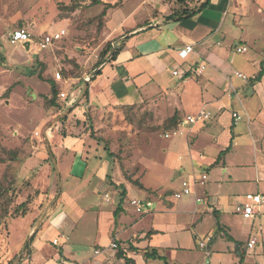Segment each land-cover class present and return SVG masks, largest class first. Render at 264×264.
Segmentation results:
<instances>
[{"label":"rangeland","instance_id":"1","mask_svg":"<svg viewBox=\"0 0 264 264\" xmlns=\"http://www.w3.org/2000/svg\"><path fill=\"white\" fill-rule=\"evenodd\" d=\"M102 1L110 3L118 1V7L107 10L104 22L99 23L95 16L102 8L101 4H83L81 8L72 12L69 8L72 5L70 0H0V157L3 159L0 161V184L3 187V194L0 198V264H12L18 255L17 264L21 258L29 257L32 244L27 246V243L33 236L35 238L38 229L42 227L43 222L53 209L52 207L58 205L55 203L60 186L65 192L66 189L72 191L77 185L76 180L65 178L64 171H62L59 183L57 172L54 173L55 166L52 161L54 157L51 155L38 164L33 162L28 164L25 170L22 169L27 160L34 157V153L41 146L45 151L47 150L43 131L49 130L50 127L56 128L61 118H67L69 113L59 118L68 108L59 96L60 109L44 105V100L40 95L49 90L48 82L45 79L54 78V73L58 71L63 76L62 80L56 82L60 87L59 92L68 93L72 89L78 88L76 93L79 96L82 92L84 78L93 74L99 66L96 64L98 61L101 64L105 61V58L99 57V52L104 43L112 38L111 32L105 30L106 22L111 28L110 22L111 26L117 25L120 19L130 11L133 17L127 22H133L142 17H146V21L151 17L165 18L174 11L195 9L201 0ZM139 3V11L136 12ZM228 9L227 15H224L225 23L229 21L231 13L237 10L238 15L239 12L241 13L240 18L235 20L239 25L233 26L234 33L230 34L232 37L226 36L219 39L221 42L217 47L222 50L223 56L228 53L227 61L231 63L232 68L231 83L234 86L240 82L249 84L248 78L256 71L255 59L264 57V12L256 13L254 2L241 3V0H231ZM110 15L112 18L109 20ZM17 27L24 28L33 36L28 51L19 42L11 45L7 41L8 33ZM99 28L101 30H98ZM223 29L225 30V28ZM60 30H64L60 40L53 42L46 49L37 47V37L41 34L53 35L54 32ZM243 38L246 39L248 52L245 54L236 53L235 48ZM235 71L242 72L247 76L246 80L236 77ZM74 79H78V81L72 82ZM241 97L249 105L250 96L242 94ZM222 98L227 101L226 95H223ZM207 99L204 97L203 100L207 101ZM234 100L235 97L232 93L230 100L225 102L227 105L226 113L223 115L224 119L213 115V107L205 108L215 123V129L221 133L223 138L228 130V126L225 124L228 113L237 110L243 115L235 126L237 132L235 144L227 150L224 158L212 164L217 151L225 147L224 142L220 139L212 141L210 137L206 142L201 140L192 147L196 152L195 159L198 160L195 163L200 166V168L197 167L196 173L205 172L208 179L204 185L195 187L200 195L203 194L204 189L207 190L209 193L208 203H197L200 209L208 210L212 208V205L220 207L222 204L221 210L225 221L230 224V228L223 226L224 229L216 232V246L226 251V254L222 255V264H231L233 260L230 254H234V252L229 254L227 248L234 247V244L237 243L235 241L238 240L240 244L242 243L240 249L244 250L249 235L254 236L257 240L254 247L256 253L253 254L250 251L246 255L248 257L255 255L260 262L264 254V238L261 237L259 230V224L264 222V203L261 204V211L254 219L243 218L233 212L235 205L243 201L245 193L257 192L258 186L264 188V134H262L263 136L260 134L257 141L254 140L255 133H249L244 111ZM47 109H50L51 114L55 116L48 119L46 123H42L41 119ZM249 112L250 110H248ZM154 113L152 110L135 105L131 109L118 107L114 114L110 112L107 116H100L98 119L100 125L95 130L91 126V118L86 119L88 127L85 129H91V137L100 140L112 153L107 157L109 169L111 167L109 172L115 170L116 173L113 179L120 181L125 179V176H130L132 179L143 181L153 188L151 200L154 202V206L159 200L156 195H161L163 202L158 204L157 214L154 217L151 214L145 215V218L134 226V230L139 227L147 228L151 220H153V224L159 225V228L162 227L161 229L167 232H169L168 225L172 223H177L173 226L188 224V228L180 227L175 232L169 233L172 236L175 235L177 242L182 246L179 250H183L174 255L171 254V257L177 259L178 262L217 264L218 261L215 260V257L205 255L207 247L201 249L198 242L204 240V236L211 235L217 230V222L221 216L218 217L202 210L197 214L187 213L193 206L192 194L178 199L173 197L174 191L172 190L177 189V185L180 186L183 179H178L177 170L172 169L169 163L174 153L177 154L181 149L179 142H182L184 136L178 132L170 138L164 139V135L171 132L173 128H164L162 123H159V119L164 116L165 112L161 113L162 115ZM88 116L90 115L88 114ZM259 120L262 121L264 128V111H261ZM10 150H13L14 153L8 152ZM168 152H171L172 156ZM198 154L202 156L201 160L197 159ZM43 164L49 165V178H52L53 183H47L48 174L40 169ZM55 182L58 183L57 187L53 186ZM130 184L132 186L127 197L132 195L141 198L147 197L148 193L145 190ZM107 186L109 199L112 202H103L99 194L96 197L85 194V198L81 199L82 197L74 191L71 196L75 198L79 206L86 207L87 204L95 200V203L104 205L105 209L116 207L122 197L125 207L128 211L130 210L129 213H132L129 200L126 196H121V190L118 194L113 186ZM154 189H158L160 194ZM167 199V203H164ZM22 201H26L25 215L27 216L10 214L14 207ZM65 208L68 210L67 207L63 209ZM128 217L129 215H127ZM34 229V234L28 239ZM21 232L23 233L19 239ZM96 232L94 213L87 210L76 217L69 215L58 230V234L64 238H60L57 244L45 241L43 251L45 261L42 264L60 262L65 253L75 259L72 261L74 264L77 262L99 264L106 256L102 249H109V244L100 248L106 245L109 238L107 235L98 239L97 236L95 237ZM230 235L235 239L231 240ZM183 237L188 239L178 240ZM110 238V242L120 243L112 236ZM27 248H30L29 252ZM94 249L99 250V253L95 254ZM111 249L114 255L116 248ZM107 255L108 257L103 259L101 264H116L114 256H110V253ZM167 256H169L168 253ZM236 257L238 258V254ZM157 261L162 264L161 261Z\"/></svg>","mask_w":264,"mask_h":264},{"label":"crops","instance_id":"2","mask_svg":"<svg viewBox=\"0 0 264 264\" xmlns=\"http://www.w3.org/2000/svg\"><path fill=\"white\" fill-rule=\"evenodd\" d=\"M203 1L204 0H201L199 5ZM250 1L254 2L256 13L264 12V0H241V3H248ZM230 3L231 0H210L206 7L189 17H182L181 19H169V14L165 18L151 17L146 21V17H142L139 20L135 19L133 22H127L128 19L133 17L130 11L120 19L117 25L111 26L110 22L109 26L111 28L108 27L106 22L105 30L111 32V39L116 37L125 38L123 47L114 60H105L97 67V69H100V73L93 78L90 77L87 86V96L75 103L78 99L76 93L78 88H74L67 93H73L76 97L74 102L67 105L68 108H71L68 111L67 118H61L57 127H50L47 133L43 131L47 150L45 151L43 146H41L40 149L34 153V157L29 158L22 168L25 170L28 164H32L33 162L34 164H38L40 161L46 159L47 156L51 155L55 159L54 173L57 172L59 183L62 177V171H64L65 178L76 180L77 185L72 191L66 189L65 192H63L60 186L57 202L55 203V205L57 203L58 205L52 207L53 209H51L50 214L43 222L42 227L38 229L31 245L32 250L30 256L22 259L19 264H42L45 261L43 255L45 241L52 243L51 241L54 238L58 240L64 238L61 234H58V230L65 219L69 215L75 217L79 216L87 210L95 214L97 227L95 237L97 236L96 238L99 239L101 236L108 235L109 240L106 242L105 246H98L101 247L100 249L109 244L111 241L110 237L112 236L114 240L120 242L119 247L124 251V255L132 258L135 264H159L157 261L158 259L143 258V249L146 247L155 248L159 255L165 257L167 264H193L186 261L178 262L177 259L171 257V254L174 255L176 252H181L183 250H179L182 246L177 242L175 235L172 236L169 233L175 232L176 229H180V227L188 228V224L173 226V224L177 223H172L168 225L169 232H167L162 230V227L159 228V225L153 224L154 222L151 220L147 228L139 227V229L134 230V226L139 224L145 218V215L151 214L154 217L157 214V206L162 201L161 195H156L157 193L160 194L158 189H154V191H157L155 195L159 197L157 205L154 206L153 202L152 211L145 214L135 212L130 203L129 205L131 206L132 213H129L130 210L128 211L125 207L122 197V199L119 198L120 200L116 207H107L108 209H105L104 205H100L98 202L95 203V200L94 202H90V205L87 204L86 207H82L76 203L71 193L76 191V194L78 193V195L82 197L81 199L85 198V194L94 197L99 194L103 202H112L108 194L109 190L107 185H109L113 186V189L116 190L118 194L120 190H125V196L127 197L132 185L125 179H121L120 181L113 179L116 173L115 170H113V172L111 171V173L109 172L111 167L109 169L108 152L105 149V144L91 137V129H85L88 127L86 119L91 118V126H93V130H95V128L100 125V121H98L100 116H107L110 112L114 114L118 107L123 108L129 105L140 106L147 110H152L155 112V115H162L161 113L165 112L163 114L164 116L159 119L160 124L175 113L179 116V121L173 129H181L180 135L184 137L182 138V142H179L181 151L179 150L177 154L174 153L169 163L172 169L177 170L179 180L191 179L192 173L197 174L196 169L197 167L200 168V166L195 163L198 162V160L195 159L196 156L194 154L196 152L192 149L193 145L197 142L201 140L206 142L210 137L212 141L215 139L222 140L225 147L217 151L216 158L219 152L229 145L231 140L232 145L235 144L234 141L237 132L235 130L236 124L234 125L232 122L231 112L237 110H232L228 113L227 118H225V124L228 126L225 138L215 129V123H213L211 116L207 120L197 121L190 127H178L179 122L186 114H194L202 108L205 109L207 106L213 107V115L217 116L219 119H222L223 115L226 113L227 103L225 102L230 99L226 96V101L225 99L223 100L222 97L226 95L225 91L227 90L228 84L231 83L230 77L232 68L231 63L227 61V59H229L228 53L223 56L222 50L218 49L217 45L221 42L219 39L225 38L226 36L232 37L231 35L234 33L233 26L239 25L237 21L235 22L241 15L240 12L239 15L237 14V10L231 13L229 21L225 23L224 15H227ZM139 8L140 3L137 6L136 12L139 11ZM196 9L197 8L194 10ZM110 18H112L111 15L109 16V20ZM223 28H225V30ZM191 43L194 45L193 52L190 53L186 59H179L176 52L177 49ZM237 46H246L247 50L239 53L235 48L236 53L245 54L248 52L245 38L240 39ZM257 56L259 57V55ZM262 60H264V57L255 59L256 71H254L253 75H251L248 80L260 69V61ZM201 63L205 65V68L201 73H197L196 69ZM174 69H179L183 75L181 77L174 75L172 73ZM77 81L78 79L72 80V82ZM232 86L234 89V101L243 109L247 119L248 131L251 134L255 133L254 140L257 141V137L260 134L261 136L264 134L263 123L259 120L261 111H264V74L260 81L252 85L247 84V82H240L236 83L235 86L232 84ZM242 94L244 96H250L249 105L242 100ZM204 97L209 99L204 101ZM49 110L50 109L45 110V115L41 119L42 123H46L48 119L55 116L52 115ZM248 110H250L249 113ZM88 114L90 116H88ZM242 117L243 115H241V118ZM171 136L173 135H164V139L170 138ZM168 154L172 156L171 152H168ZM225 154L220 159H223ZM201 158L202 156L198 154L197 159L201 160ZM216 158L213 159L214 161L212 164L215 163ZM48 168L49 165L47 164H43L40 167L43 172H47L48 174L46 177L47 183H53V180H51L52 178H49L50 169ZM57 185L58 183L56 184L55 182L53 186L57 187ZM143 185L144 188L140 189L145 190L148 194L151 193V195L147 194L145 198L132 195L128 196L127 199L138 197L151 200L153 188L146 185L144 182ZM178 186L179 185H177V189L172 191L178 190L181 183L180 186ZM257 189V192L253 193H260L264 196V188L258 186ZM105 194L107 196H105ZM191 194L193 195V206L190 207V211L187 213L197 214L202 210L203 212L207 211L218 217L221 216L220 222H217V230L212 232L211 235L204 236V240L199 241L206 242L205 246L201 248L205 249L207 247L205 255L208 257H215V260L218 261L217 264H222V255H225L226 251L216 246V232L224 229V227L230 228V224L225 221L222 213V204H220V207L212 205V208L209 210L205 208L200 209L196 197L200 196L203 198L202 202L208 203L207 197L209 193L204 189L203 194L200 195L194 188ZM242 200L244 201V196ZM167 201L168 199L164 203H167ZM169 204L171 203L169 202ZM117 206H119L118 213L116 216H113V211ZM260 206L255 215L250 219H254L255 216L260 213ZM64 207H67L68 210H66V208L63 209ZM233 212L235 213L234 210ZM127 215H129L128 218ZM200 219L202 220V217ZM259 230L261 237L264 238V222L259 224ZM149 231L150 234L146 235ZM23 232L20 233L19 239ZM206 237H210L208 243ZM230 237L231 240L235 239L232 235H230ZM253 237L252 235L248 236L246 239V248H244V250L240 249L242 243L240 244L238 240L235 241L237 243L234 244V247L227 248L229 254L232 251L234 252V254H230L231 258H233L231 264L264 263V254L260 262L255 255L249 257L246 255L247 252L250 251H252L253 254L256 253L254 247L257 244V240L251 248L247 246L248 240ZM187 239V237H183L178 240L184 241ZM129 245L136 247L137 250H129ZM102 251L106 256L102 258L99 264L102 263L103 259L108 257L107 254L110 253V256L113 255L111 248L102 249ZM167 253L169 256H167ZM237 254L238 258L236 257ZM64 258L68 261L75 260L69 255L67 256V253L64 254ZM114 258L116 264H124L122 258L118 259L115 256ZM241 258L242 260H240ZM57 263L60 262H56L55 264ZM81 263L82 262H77V264Z\"/></svg>","mask_w":264,"mask_h":264},{"label":"built area","instance_id":"3","mask_svg":"<svg viewBox=\"0 0 264 264\" xmlns=\"http://www.w3.org/2000/svg\"><path fill=\"white\" fill-rule=\"evenodd\" d=\"M64 34V30H60L58 32H54L53 35L45 33L41 34L39 37H37V47L40 49H46L48 48L53 42L60 40L62 35ZM31 33L29 31L25 30L24 28H15L11 30L8 33L7 36V41L9 44L14 45L16 43H21V46L23 47V43L26 41H29L28 51L31 47V39H32ZM193 44H186L180 48L177 49V56L179 59L183 60L188 57L190 53L193 52ZM24 48V47H23ZM247 50L246 46H237L236 51L241 53L245 52ZM205 68V65L203 63L199 64V66L196 69L197 73H201L203 69ZM174 75L177 76H182V72L179 71V69H174L172 71ZM234 75L236 77H239L241 79H246L247 77L239 71H235ZM54 78L56 81H60L63 79L61 76L60 72H55L54 73ZM234 92L233 86L231 83L228 84L227 90L225 91L226 96L230 99L231 94ZM60 98L69 105L70 103L74 102L76 100V97L73 95V93L67 94L66 92L60 91L59 92ZM210 117V114L208 111L205 109H200L194 114H186L182 120L179 122L178 127H190L197 121H204L207 120ZM231 118L232 122L236 124L240 119H241V114L237 111H232L231 112ZM181 130V129H180ZM179 129H173L171 132H167L165 136L169 135H174L177 132L181 133ZM48 130L44 131V133H47ZM207 180V175L205 172L202 173H192L191 179H183L181 181V186L178 190L174 191L172 193L173 197L178 199L181 198L182 196L191 194L196 187V185H204V183ZM105 196H107L105 194ZM197 202H202L203 198L200 196L196 197ZM130 205L133 207L135 212L140 213V214H145L153 209V201L147 200V199H141V198H130L129 199ZM264 203V196L260 193H253V192H248L245 193L244 195V201L237 204L234 208L235 213L239 214L243 218H252L255 213L258 211V207ZM210 237H206V240L209 241ZM58 242L57 238H54L52 240L53 244H56ZM256 243V239L250 238L247 242V246L251 248L254 244ZM205 246V241H199V247L203 248ZM109 248H115L116 243L115 242H110L108 245ZM94 253H99L98 250H95ZM60 264V263H57Z\"/></svg>","mask_w":264,"mask_h":264},{"label":"trees","instance_id":"4","mask_svg":"<svg viewBox=\"0 0 264 264\" xmlns=\"http://www.w3.org/2000/svg\"><path fill=\"white\" fill-rule=\"evenodd\" d=\"M70 1H71L72 5L69 6V8L71 9L72 12L77 10V9H79V8H81L83 4H87V5L101 4L102 8H101L100 12L98 13V15L95 16V19L98 20L99 23L104 22L103 19H104L105 15H106L107 10L115 9V8L118 7V1H116L114 3H110V2L102 1V0H70ZM209 1L210 0H204L199 5V7H197L196 10H194V9H189V10L184 9L182 11H174V12H172V14H170L168 16V18L169 19H173V18L181 19L182 17H189V16L195 14L196 12H198L199 10H201L202 8L206 7L209 4ZM17 28H20V27H17ZM100 28H101V26H100ZM100 28L98 30H101ZM124 40H125V38H121V37H116V38L107 40L104 43L103 47L101 48V50L99 52V57L101 59L105 58V60H108V61L114 60L116 55L119 53V51L123 47ZM96 64L98 66V65L101 64V62L98 61ZM99 73H100V69H96L93 72L91 78H93L95 75H97ZM263 74H264V60L260 61V69L256 72V74L254 76H252L249 79V84L252 85L255 82L260 81V79L263 76ZM45 80L48 82L49 90H48L47 93H45V94L42 93L40 95L43 98V100H44V105L47 106V107H57V108L60 109L61 102L58 99L59 88L60 87L56 83L57 81L55 80V78H46ZM87 93H88V90L85 91L83 97L87 96ZM133 106L134 105H129V106L123 107V108L131 109V108H133ZM178 121H179V116L175 113L172 116H170L169 118H167L166 120H164V122L162 123V126L164 128L171 129V128L176 126ZM231 146H232V140L229 142V145L224 150L219 152L215 162L219 161L220 158L227 152V150ZM105 149L107 150L108 155L111 156L112 153L107 149L106 145H105ZM8 152H10L12 154L14 153L13 150H10ZM2 160L3 159H1V157H0V161H2ZM125 179L128 182L132 183L133 185L138 186L139 188H144L143 183L141 181H139L138 179H132L130 176H125ZM2 189H3V187H1V184H0V198H1L2 194H3L2 193ZM121 196H125V190L121 191ZM25 204H26V201L20 202L16 207H14L13 211L10 212V214H18L21 217H24L25 214H26ZM118 207L119 206H117V208H115V210L113 211V216L117 215ZM147 234H150V231L148 233H146V235ZM33 240H34V236L29 240V242L27 243V246L32 244ZM115 248H116V250H115L116 252L114 253V256L116 258H118V259L122 258L124 260V264H135L134 260L132 258L126 257L124 255V251L122 250V248L119 247V244L116 243V247ZM115 248H113V249H115ZM128 248H129V250H132V251H136L137 250V248L133 247L132 245L131 246L129 245ZM29 249L30 248H27L28 252H29ZM143 258L144 259H158V260H161L163 262V264H167L165 257L163 255H159L157 253V250L155 248H153V247H146L145 249H143ZM22 259L23 258L20 259V262H21ZM240 260H242V258ZM60 263L61 264H73L72 261H68L66 258H63V259L61 258Z\"/></svg>","mask_w":264,"mask_h":264},{"label":"water","instance_id":"5","mask_svg":"<svg viewBox=\"0 0 264 264\" xmlns=\"http://www.w3.org/2000/svg\"><path fill=\"white\" fill-rule=\"evenodd\" d=\"M22 45H23V47L25 48V50H27V49H28V45H29V41L24 42ZM90 77H91V75H89L86 79H84V84H83L82 92H81V94L78 96V99L76 100L75 103H77V102L80 100V98L82 97V95H84L85 91L87 90L88 81H89ZM70 109H71V108L69 107L64 113H62V114L59 116V118H60L62 115L67 114L68 111H69ZM52 161H53V164H54V166H55V160H54L53 158H52ZM35 229H36V228H35ZM35 229L29 234L28 239H30L31 236L34 234ZM18 259H19V255H18V257L13 261L12 264H17Z\"/></svg>","mask_w":264,"mask_h":264}]
</instances>
